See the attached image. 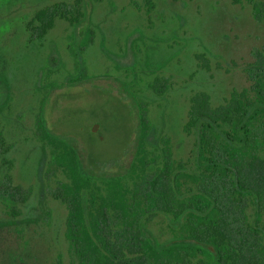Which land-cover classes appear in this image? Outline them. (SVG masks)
Here are the masks:
<instances>
[{
    "label": "rangeland",
    "instance_id": "1",
    "mask_svg": "<svg viewBox=\"0 0 264 264\" xmlns=\"http://www.w3.org/2000/svg\"><path fill=\"white\" fill-rule=\"evenodd\" d=\"M83 1L0 0V80L7 84V98L0 102V187L9 176L12 185L29 191L24 203L15 204V215L0 194V264H78L65 235L67 209L53 196L58 183L68 181L52 159L58 146L38 135L37 118L47 95L56 100L77 76H115L134 93V131L141 108L146 132L159 138V146L168 138L174 163L196 173L203 170L195 160L197 129L184 130L191 96L205 92L215 107L233 91H250L247 70L256 62V51L264 55V20L256 22L244 0ZM56 3L87 8V23L76 27L80 40L59 16L42 37L34 33L35 12ZM85 29L91 30L88 39ZM155 78L166 80L162 95L149 85ZM103 83L90 84L89 92L85 86L77 98L57 100L74 104L69 114L74 125L100 123L103 141L82 134L96 148L109 146L113 132L127 124L126 104L99 90ZM147 148L158 154L161 147ZM165 222L154 219L148 225L158 242L172 235Z\"/></svg>",
    "mask_w": 264,
    "mask_h": 264
},
{
    "label": "trees",
    "instance_id": "2",
    "mask_svg": "<svg viewBox=\"0 0 264 264\" xmlns=\"http://www.w3.org/2000/svg\"><path fill=\"white\" fill-rule=\"evenodd\" d=\"M81 1L84 2L75 0V4ZM244 1L251 6L254 20L262 22L264 0ZM231 2L238 4L240 0ZM56 16L70 24L75 23L77 27L87 23L88 11L86 7L80 10L64 3L39 9L34 14L38 24L33 27L37 37H42L52 28ZM90 34L91 30H86L87 39ZM85 40L82 44L87 43ZM256 54V62L247 70L250 92L233 91L224 104L216 107L209 104L210 98L205 92L190 98L184 130L191 132L193 128L197 129L195 160L203 170L189 173L181 170L182 164L179 163L171 171L165 158L162 169L145 173L144 154H141L137 157L139 163L132 166V187H105L97 211L106 213L109 207L119 209L124 215L122 220L88 217L91 211L86 203L92 202L93 195L89 178L76 170L71 152L61 150L53 155L54 162L66 163L68 167L65 171L68 181L58 183L53 195L67 208L65 235L70 251L80 264H151L158 257L167 260L170 249L147 250L151 244L139 229L146 220L130 217L156 209L174 214L171 229L189 232V236L172 242V245L201 247L198 252L207 255L213 264H264V55L259 51ZM150 85L157 95H162L167 88L165 79L155 78ZM39 126L42 128L41 123ZM145 129L143 124L141 131ZM28 193L21 186L12 185L9 176L0 187V194L4 202H10L8 206L13 215L18 212L15 202L25 201ZM170 195L173 196V204ZM111 223H123L116 229L115 241L109 235L105 236L113 230ZM100 234L101 244L126 245L128 256L120 250L101 252L102 259L88 253L86 248L96 245L93 238ZM176 254L180 252L176 251ZM195 254L192 249L190 255L193 257ZM209 259L199 258L198 263L210 264Z\"/></svg>",
    "mask_w": 264,
    "mask_h": 264
},
{
    "label": "flooded vegetation",
    "instance_id": "3",
    "mask_svg": "<svg viewBox=\"0 0 264 264\" xmlns=\"http://www.w3.org/2000/svg\"><path fill=\"white\" fill-rule=\"evenodd\" d=\"M72 25L74 26L73 36L76 40V38H78L76 32V24L74 23ZM86 30L87 29H85L84 33L86 32ZM255 55L257 56L256 53ZM101 80H106V85L105 83H103L105 86L101 85L99 90L105 89L106 91L104 92L113 95L111 100L122 101L126 104L127 124H125L126 127L124 131L113 132L112 134L113 142L110 143L109 146L103 145V143H99L102 144L101 147L96 148L97 145L90 143L89 139L87 140L86 138H84L82 134L87 132V134H89V137H92L91 139L103 141V135L101 133L100 123L95 120L87 127L86 123L79 122L78 124H75L77 125L78 131L71 129L74 128L73 126L75 125L70 120L71 116H69V114L71 111H73L72 106H74V104L71 103L69 104L66 101L63 102L64 103L63 105L62 102L60 103L57 100L65 96L71 98H77L76 96L77 94L82 93L83 90H87L85 86L89 85L87 91L88 92L92 91L93 88L90 87V84L93 85L95 82L98 83V81ZM0 82L3 85V88L2 87L0 88V91H2V95H0V102H3L7 98L6 97L7 84L3 78L0 80ZM67 84L69 85L68 86L69 88L63 89L62 87L60 97H57L56 100L53 101L49 100L48 99L50 96L49 94L46 96L45 98L46 100L42 102L39 110L40 111L39 116L37 118L38 135L41 136L43 140L50 143L52 146L54 147L58 146L56 148L55 153H59L61 150H65V151L67 150L68 152H71L75 162L76 170L83 177L89 178V184H90V188L92 189L93 195H92V202L86 203V206L91 211L90 214H88V217H90L91 219L104 218L108 220H122L124 218V215H122L119 209H114L112 207H109L108 212L106 213H99L97 211V209H99V206L101 204L100 196L105 193V187L106 186L118 187V185L121 186L128 185V187H132L133 181L130 178L132 175L131 172L132 166L135 163L136 164L139 163L137 157L140 156L141 154H144L143 162L145 163V167H146L145 173L154 172V171L158 172L160 168L162 169L164 167L165 158H167L170 163L169 167H171V171H173V169L177 167L179 162L174 163V161L172 160V153H171L172 150L170 144L167 142L168 138L163 139L164 140L163 142L165 144L159 146L160 145V143H158L159 138L154 139L153 138L154 134L147 133L146 129L144 132L141 131L142 125L143 124L146 125L145 120L143 119V111L141 108L138 109L137 111L138 123H137L136 131H134V127L132 126V123L135 120L133 118V114H134L133 108L134 106L137 107L138 105L135 102L133 91L127 87L126 83L122 82L115 76H111V74H107V75H95V76L92 75L85 77L77 76L75 78H70L67 81ZM165 90H167V88ZM67 109H71V110H67ZM40 123L42 124V128L39 126ZM156 145L158 147H161L157 150L158 154L156 153V151H151L149 148H147L148 146H156ZM54 163L56 164L57 167L61 169L62 172H64L66 176L65 171H67L68 169L66 163H60V164H57L56 162ZM171 163H174V166H172ZM158 164H160L159 165L160 168L156 169L155 166ZM181 170H183L182 166H181ZM170 199H171V203L173 204L174 202L172 195H170ZM25 201H16L15 204L17 202L24 203ZM129 201L131 200L129 199ZM115 210H117V212ZM66 217H67V212H66ZM130 217L143 221L146 220L144 225L143 223L140 224L139 229L141 235L144 238H146L148 242L151 244L150 247H146L147 250L151 249L155 251H162L164 249H170V254L167 257V260H162L161 259L162 257L160 258L158 257L157 259L153 257L154 259L151 261V264H199L198 263L199 258L209 259L207 255L198 252L201 247H198L199 249H197L196 246H195L196 248H191L188 247L190 245L175 246L171 244L172 242H179L181 238L185 236L186 237L189 236V232L187 231L181 232L178 229L170 228V226H172V223H174L173 221L175 219L173 213L169 211L164 212L159 209H156L153 212L130 215ZM154 219H164L166 221L165 225L168 231L172 232L170 238H168L163 242L162 241L158 242L157 237L151 234L150 230L148 229V225L150 221ZM122 224L119 223V225ZM119 225L117 223H111V227L113 230L107 232L108 234L107 235L105 234V236L109 235L110 238L113 241H115L117 238L116 231H118L116 229L118 228ZM102 233L104 234V232ZM93 239L97 244L88 246L86 250L90 254H95V256H97L99 259L100 258L102 259L103 257L101 255V252L107 253L108 250L114 252L115 250L117 251L120 250L122 253L128 256L127 253L129 252L126 245L111 246L107 244H101L103 243L101 234L98 235V238L95 237ZM134 249H138V247H134ZM192 249L196 252V254L193 257L190 255ZM176 251H179L180 254H176ZM70 255L72 256V258L75 260L76 263L80 264L77 256L73 252H71ZM180 258L182 259V261L180 260ZM209 261L210 264H213L211 259H209Z\"/></svg>",
    "mask_w": 264,
    "mask_h": 264
},
{
    "label": "water",
    "instance_id": "4",
    "mask_svg": "<svg viewBox=\"0 0 264 264\" xmlns=\"http://www.w3.org/2000/svg\"><path fill=\"white\" fill-rule=\"evenodd\" d=\"M184 241H187V240H184ZM189 241H191V240H189ZM202 245H204V246L210 248V246H208V244H203V243H202Z\"/></svg>",
    "mask_w": 264,
    "mask_h": 264
}]
</instances>
